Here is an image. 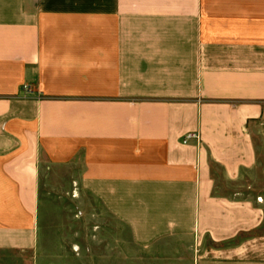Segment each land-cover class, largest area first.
I'll return each mask as SVG.
<instances>
[{"label":"crops","instance_id":"crops-1","mask_svg":"<svg viewBox=\"0 0 264 264\" xmlns=\"http://www.w3.org/2000/svg\"><path fill=\"white\" fill-rule=\"evenodd\" d=\"M0 264H264V0H0Z\"/></svg>","mask_w":264,"mask_h":264},{"label":"rangeland","instance_id":"rangeland-1","mask_svg":"<svg viewBox=\"0 0 264 264\" xmlns=\"http://www.w3.org/2000/svg\"><path fill=\"white\" fill-rule=\"evenodd\" d=\"M47 173L41 182V194H46V200L52 204L62 206L64 197L60 190L73 189L74 186L70 180V175L64 171H58L52 168H47ZM62 201V202H61Z\"/></svg>","mask_w":264,"mask_h":264},{"label":"built area","instance_id":"built-area-1","mask_svg":"<svg viewBox=\"0 0 264 264\" xmlns=\"http://www.w3.org/2000/svg\"><path fill=\"white\" fill-rule=\"evenodd\" d=\"M23 92L26 93V94H30L31 93V90L28 88V87H24L23 88ZM190 138H194V135H188L186 139H184V143L186 142L187 139H190Z\"/></svg>","mask_w":264,"mask_h":264}]
</instances>
